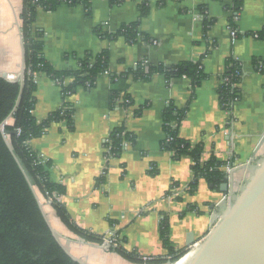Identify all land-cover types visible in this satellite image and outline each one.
Here are the masks:
<instances>
[{
    "label": "crops",
    "instance_id": "crops-1",
    "mask_svg": "<svg viewBox=\"0 0 264 264\" xmlns=\"http://www.w3.org/2000/svg\"><path fill=\"white\" fill-rule=\"evenodd\" d=\"M239 1L81 0L38 9L33 29L43 34V55L56 71L79 70L89 53L109 55L108 69L92 87L79 86L66 97L63 85L73 83L72 75L62 85L45 72L35 74L37 122L65 103L74 110L73 127L54 122L29 141L50 161L51 180L65 186L55 199L73 223L104 239L116 236L126 252L147 261L169 254L160 233L163 219L176 250L201 243L220 220L264 159V37L253 34L264 29V0ZM24 10L25 0H0V76L10 81L20 79L25 65ZM137 21L136 41L117 34ZM230 57L242 67L241 97L232 113L219 93ZM145 61L169 67L199 62L206 76L199 86L187 76L160 72L139 78L137 65ZM170 106L185 110L178 135L203 145V161L214 155L232 165L227 195L206 178L190 191L194 158H176L168 149L164 118ZM119 127L134 135V143L108 157L105 144ZM52 216L57 230L76 236L54 208ZM75 243L88 264H152L102 244Z\"/></svg>",
    "mask_w": 264,
    "mask_h": 264
},
{
    "label": "trees",
    "instance_id": "trees-1",
    "mask_svg": "<svg viewBox=\"0 0 264 264\" xmlns=\"http://www.w3.org/2000/svg\"><path fill=\"white\" fill-rule=\"evenodd\" d=\"M81 0H25V10L21 15L23 20V39L25 48V79L23 83L10 81L0 76V264H80L75 261L59 243L51 231V227L40 206L35 187L52 202L53 208L60 220L77 236L88 242L104 243V237L93 234L73 223L64 205L59 203L56 195L64 194L66 188L60 183L53 182L50 177L51 163L42 160L39 154L30 147L28 142L42 136L54 122L67 121L73 127L74 110L66 107L52 112L43 122H37L33 110L35 108V74L45 72L63 85L66 76L74 77L73 83L63 85V96L79 87H92L98 75L105 72L109 66V55L103 51L98 55L89 53L80 61L77 71H56L43 55V34L34 30L39 8L54 9L57 5L68 3L76 5ZM112 3L121 0H110ZM236 2L240 3L239 0ZM146 11L144 10L143 14ZM139 22L122 26L117 34H121L130 42L138 37ZM264 37V29L253 33ZM228 69L224 81L219 88L222 106L232 113L234 103L241 97L239 84L242 80V67L237 59H228ZM137 76L149 79L152 74L160 72L167 77H189L195 86H199L205 78L203 67L199 62L184 63L175 66L137 65ZM185 117V110L178 108L167 109L164 127L168 135V149L174 152L176 158L190 155L194 158V180L190 191L195 192L200 178H206L219 188L225 182L228 174L222 169L224 165L214 155L203 161V145L193 146L189 141L178 135L180 122ZM16 130V133L13 131ZM20 130V132H18ZM5 132V133H4ZM9 136V141L5 138ZM134 135L124 127L115 129L106 142L110 148L108 157L120 156L124 150V142L134 143ZM162 241L169 251L167 257H158L145 261L135 253L126 252L123 247L111 245L109 250L119 252L123 257L135 262L152 264L166 261L176 262L189 253V249L176 250L170 242L169 221L163 219L160 226Z\"/></svg>",
    "mask_w": 264,
    "mask_h": 264
},
{
    "label": "water",
    "instance_id": "water-1",
    "mask_svg": "<svg viewBox=\"0 0 264 264\" xmlns=\"http://www.w3.org/2000/svg\"><path fill=\"white\" fill-rule=\"evenodd\" d=\"M25 68L24 65L18 80L20 83L24 82ZM4 124L0 125L2 129ZM13 133H16V130ZM229 181L230 174H227L220 188L225 195L230 190ZM39 203L53 235L64 250L78 263L87 264L62 244L59 239L62 234L51 225L40 200ZM102 247L105 245L102 244ZM191 253L193 255L186 264H264V159L241 192L230 199L222 217L207 237Z\"/></svg>",
    "mask_w": 264,
    "mask_h": 264
},
{
    "label": "rangeland",
    "instance_id": "rangeland-1",
    "mask_svg": "<svg viewBox=\"0 0 264 264\" xmlns=\"http://www.w3.org/2000/svg\"><path fill=\"white\" fill-rule=\"evenodd\" d=\"M7 139L9 141V136L7 135ZM245 186V184H244ZM244 188V187H243ZM242 190V189H241ZM241 190L237 193L239 194L241 192ZM35 192L40 200V202L42 203V207L47 215V218L49 220V222L51 223V225L54 228H57L56 226H58V222L53 220V216H52V211H53V206L51 204V200L47 197H45L36 187H35ZM236 194V195H237ZM228 198V197H227ZM54 223V224H53ZM56 225V226H55ZM60 233L62 234V237H59L60 241L62 242V244L71 252L72 254H74L76 257H78L79 259H81L82 261L85 262V260L87 259L86 257V253L82 252L80 249V247H82L80 245V243H75V241H83V242H88L85 239L79 237V236H73V234H68L65 230V228H63L62 230H59ZM70 235V236H69ZM72 235V236H71ZM72 239V240H71ZM78 247V249H77ZM191 252V251H190ZM192 256V255H190ZM188 256V257H190ZM188 257H185L184 259H188ZM182 261V260H181ZM180 261V263H181ZM87 263V262H86ZM179 263V264H180ZM88 264V263H87Z\"/></svg>",
    "mask_w": 264,
    "mask_h": 264
},
{
    "label": "built area",
    "instance_id": "built-area-1",
    "mask_svg": "<svg viewBox=\"0 0 264 264\" xmlns=\"http://www.w3.org/2000/svg\"><path fill=\"white\" fill-rule=\"evenodd\" d=\"M34 1H37V0H34ZM234 34H235V32H234ZM147 63H148L147 61L144 62L145 65H147ZM125 101L126 102H129L128 99H126ZM18 132H20V130H18ZM109 141L110 140L108 139L107 142H109ZM28 144H29V142H28ZM123 146H124V149L127 148L129 146V142H126L125 141L124 144H123ZM105 153H110V148L109 147H106L105 148ZM39 156H40V158L42 160H46V158L43 155H40L39 154ZM223 168L229 174V172L232 170L233 167L230 164H226V165L222 166V169ZM198 244L199 243H196V244H194V246L188 248L189 249V253L193 252L197 248ZM103 245H105L106 248L107 247L109 248L111 245H114L115 247H119V246H122V243L119 241V239L116 236H110V237L104 239Z\"/></svg>",
    "mask_w": 264,
    "mask_h": 264
},
{
    "label": "bare ground",
    "instance_id": "bare-ground-1",
    "mask_svg": "<svg viewBox=\"0 0 264 264\" xmlns=\"http://www.w3.org/2000/svg\"><path fill=\"white\" fill-rule=\"evenodd\" d=\"M190 255H193V253H190L189 255H187V256H185V257H188V256H190ZM185 257H183L181 260H183ZM191 257H192V256H191ZM191 257H190L189 259H186L185 261H183L182 264H186V263H188V261L191 259ZM181 260H180V261H181ZM180 261H178L177 264L180 263Z\"/></svg>",
    "mask_w": 264,
    "mask_h": 264
}]
</instances>
